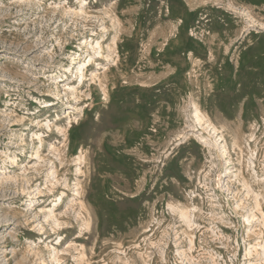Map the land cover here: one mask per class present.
I'll list each match as a JSON object with an SVG mask.
<instances>
[{"label": "rangeland", "instance_id": "374dc122", "mask_svg": "<svg viewBox=\"0 0 264 264\" xmlns=\"http://www.w3.org/2000/svg\"><path fill=\"white\" fill-rule=\"evenodd\" d=\"M261 246L264 0H0V264Z\"/></svg>", "mask_w": 264, "mask_h": 264}, {"label": "bare ground", "instance_id": "6f19581e", "mask_svg": "<svg viewBox=\"0 0 264 264\" xmlns=\"http://www.w3.org/2000/svg\"><path fill=\"white\" fill-rule=\"evenodd\" d=\"M85 63H82V64H80L79 66H78V73H80V79H82L83 78V72H84V70H85ZM60 132L63 134L65 131L64 130H60ZM64 136H66L65 134H64ZM35 140H39L40 141V145L42 144V140H41V134H35ZM38 153V152H37ZM184 220H185V222H186V225L188 226V224H189V214L188 213H182V216H181ZM261 250H262V252L264 253V246H261Z\"/></svg>", "mask_w": 264, "mask_h": 264}]
</instances>
